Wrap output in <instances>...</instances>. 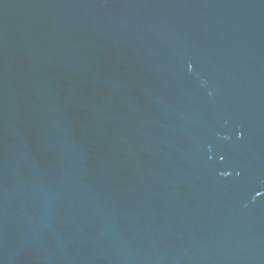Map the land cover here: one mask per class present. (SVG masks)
<instances>
[{
    "label": "water",
    "instance_id": "95a60500",
    "mask_svg": "<svg viewBox=\"0 0 264 264\" xmlns=\"http://www.w3.org/2000/svg\"><path fill=\"white\" fill-rule=\"evenodd\" d=\"M0 264H264V0H0Z\"/></svg>",
    "mask_w": 264,
    "mask_h": 264
}]
</instances>
